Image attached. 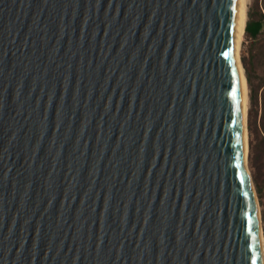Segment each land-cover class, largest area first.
<instances>
[{"label": "water", "instance_id": "water-1", "mask_svg": "<svg viewBox=\"0 0 264 264\" xmlns=\"http://www.w3.org/2000/svg\"><path fill=\"white\" fill-rule=\"evenodd\" d=\"M240 13L0 0V264H264Z\"/></svg>", "mask_w": 264, "mask_h": 264}, {"label": "rangeland", "instance_id": "rangeland-1", "mask_svg": "<svg viewBox=\"0 0 264 264\" xmlns=\"http://www.w3.org/2000/svg\"><path fill=\"white\" fill-rule=\"evenodd\" d=\"M247 21L261 20L263 28L257 37H244L240 47V61L245 75H250L252 84L258 92V106L252 110V129L249 128L251 110L250 89L248 88L247 111V166L257 196L261 216L264 252V120L262 121V95L264 93V0H246ZM247 23V22H246ZM247 78V76H246Z\"/></svg>", "mask_w": 264, "mask_h": 264}, {"label": "bare ground", "instance_id": "bare-ground-1", "mask_svg": "<svg viewBox=\"0 0 264 264\" xmlns=\"http://www.w3.org/2000/svg\"><path fill=\"white\" fill-rule=\"evenodd\" d=\"M240 17L238 21V48H237V61H238V72H239V78H240V83H241V100H242V112H243V123H244V138H245V153H246V158H247V152H248V143H247V109H248V81L245 75L244 68L241 64L240 61V47L241 43L244 37L245 33V28H246V22H247V2L246 0H240ZM249 171V170H248ZM251 178V176H250ZM252 180V179H251ZM250 180V185H251V190H252V196H253V202H254V209L257 217V223H258V228L260 232V239H261V244L263 246V236H262V228H261V216H260V209L258 205V200L257 196L254 190L253 183Z\"/></svg>", "mask_w": 264, "mask_h": 264}, {"label": "trees", "instance_id": "trees-1", "mask_svg": "<svg viewBox=\"0 0 264 264\" xmlns=\"http://www.w3.org/2000/svg\"><path fill=\"white\" fill-rule=\"evenodd\" d=\"M263 28V24L261 20H251V15L249 14V20L246 23V28H245V35L250 36V37H257L261 30ZM247 81H248V88L250 89V102H251V110H250V115H249V128L252 129V110L253 108H256L258 106V92H256V89L254 88L250 75L247 72ZM261 108H262V121L264 120V93L262 95V103H261Z\"/></svg>", "mask_w": 264, "mask_h": 264}]
</instances>
